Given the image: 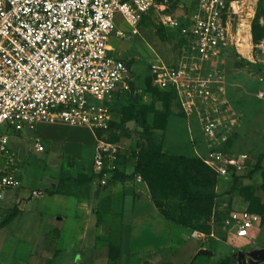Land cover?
Returning a JSON list of instances; mask_svg holds the SVG:
<instances>
[{
    "label": "rangeland",
    "instance_id": "374dc122",
    "mask_svg": "<svg viewBox=\"0 0 264 264\" xmlns=\"http://www.w3.org/2000/svg\"><path fill=\"white\" fill-rule=\"evenodd\" d=\"M193 5L194 0H176L170 14L184 22ZM223 27V53L206 66L195 55L192 58L185 36L163 26L152 14L136 30L120 25L124 37L111 39V53L127 63L135 89L112 102L106 128H86L92 144L74 127L62 124H43L11 135L13 155L2 160L1 167L17 172L28 189L38 190L41 197L31 202L41 206L45 201L48 213L31 207L34 219L22 217L0 231V264H25L28 250L38 264H222L228 260L239 264L240 252L264 249V160L262 170L249 177L264 154V100L248 96L240 86L242 79L250 81L254 77L250 74L258 72L255 63L243 58L259 56L258 48L264 50V0H228ZM160 67L182 72L180 90L168 79L157 81ZM209 69L222 82L204 89L202 77ZM260 84L257 89L264 98V82ZM140 113L148 133L136 122ZM208 118L216 121L213 138L205 133ZM60 137L72 143H63ZM39 140L48 148L44 153L35 150ZM101 143L116 148L105 156L107 168L129 175L149 160L154 149L174 155L179 148L191 161L190 174L199 184L216 181L215 200L202 207L184 202L175 177L159 168L118 189H110V175L82 185L68 180L81 168L98 175L93 159ZM68 152L79 158L67 156ZM213 152L247 155L245 174L234 184L230 176L216 180L203 162ZM137 184L147 190V203ZM187 185L196 191L188 177ZM28 202L13 205L6 218L18 215ZM66 203L69 207L63 210L48 207ZM234 206L249 208L262 218L249 239L236 238L227 224ZM165 214L181 219L183 225ZM201 250L211 254L201 255ZM246 264L264 262L247 258Z\"/></svg>",
    "mask_w": 264,
    "mask_h": 264
},
{
    "label": "built area",
    "instance_id": "2783aa9c",
    "mask_svg": "<svg viewBox=\"0 0 264 264\" xmlns=\"http://www.w3.org/2000/svg\"><path fill=\"white\" fill-rule=\"evenodd\" d=\"M175 2L0 0V200L5 191L22 187L17 172L1 167L2 160L6 162L13 155L11 135L43 124L90 130L107 127L112 102L129 91L133 81L127 63L111 53V39L124 37L120 25L136 30L152 14L163 26L187 38L192 58L195 55L208 66L222 55L228 0H194L184 22L170 14ZM159 69L157 81L168 79L180 90L182 72ZM212 72L209 69L203 74L204 89L222 82L221 76L214 78ZM205 126L206 135L213 138L215 119L208 118ZM35 150L45 151L38 141ZM115 151L110 144L98 145L93 159L95 173L115 170L107 168L105 159ZM203 162L220 180L242 177L248 156L213 152ZM40 195L37 190L31 192L33 198ZM261 221L259 214L246 208L232 210L227 224L237 238L249 239Z\"/></svg>",
    "mask_w": 264,
    "mask_h": 264
},
{
    "label": "trees",
    "instance_id": "16d2710c",
    "mask_svg": "<svg viewBox=\"0 0 264 264\" xmlns=\"http://www.w3.org/2000/svg\"><path fill=\"white\" fill-rule=\"evenodd\" d=\"M134 89L135 86L133 82H131L130 90H134ZM136 122L143 129L145 133L149 132L147 121L145 120L144 115L142 113H140L139 116L136 118ZM263 160H264V154L258 157L255 167L249 173V177H252L254 174L262 170L261 162ZM190 164L191 161L183 154L168 155L166 153H162V151L159 149H154L150 153L149 160L145 164L137 165L135 167L133 174L128 175L123 172H120L117 169L113 170L112 172H109L110 173L108 174L110 175L109 183H115V182L124 183L127 181H132L134 180L135 176L142 175L148 170L159 168L166 172H169L171 175L175 177L177 184L182 191V197L184 202L191 203L196 207H202L207 202H213L215 200L216 196L214 193V188L216 185L215 183L216 181L208 182L206 180L204 183L202 182L199 184L190 174L189 171L191 169ZM210 171L214 174L216 180H219L217 179L216 174L211 169ZM105 175H107L106 172H102L101 174L98 175L93 174L90 176L80 174L79 177L74 180V182H77L79 184L91 183L94 181L96 177L101 178L102 176ZM187 177L190 179V182L193 185L197 186V188H195L196 189L195 192H192L188 188ZM232 178H233L232 183L234 184V181L238 180L239 176L233 175ZM156 207H158L157 204ZM247 210L251 213L258 214L257 212H253L249 210V208H247ZM165 218L172 221L175 224L183 225L184 223L183 221H181V219L179 220V219L168 218L167 215L165 216ZM222 264H234V261L228 260L227 263L226 261H223Z\"/></svg>",
    "mask_w": 264,
    "mask_h": 264
},
{
    "label": "crops",
    "instance_id": "0c3cea01",
    "mask_svg": "<svg viewBox=\"0 0 264 264\" xmlns=\"http://www.w3.org/2000/svg\"><path fill=\"white\" fill-rule=\"evenodd\" d=\"M261 47V46H260ZM263 49V48H262ZM261 48H258L256 52H258L259 56H263L264 57V50H262ZM261 53V54H260ZM248 54V53H247ZM257 54H251L249 56V58L246 56V58H243L244 61H248V62H251V63H255V65H257V69H258V72L257 73H253V74H250L251 77L254 75L253 78L249 79L248 80H243L241 81L242 84H240V86L242 87V91H244L245 94H247L248 96H254V99L257 97L258 100L262 99L264 100V98H261L259 95L262 94L260 93V91H258L257 88L260 87V83H263L264 82V61H261V58L259 57ZM248 58V59H247ZM261 63V64H260ZM260 70V71H259ZM133 76V75H132ZM131 76V78L133 79V77ZM257 82V83H256ZM254 89H257V90H254ZM62 125H65V124H62ZM65 126H69V127H74L75 128V131H79L81 134L85 135V137L88 139V142L90 144H92V139L91 138H88V135L90 137V133L87 131L86 127H80V126H70V125H65ZM84 133H88V134H84ZM61 139V142L63 143H69L71 144L72 142H70V140L68 139H65L64 137H60ZM40 142V140L38 141ZM44 144V143H43ZM44 149L46 152L48 150L47 146L44 144ZM175 149V148H173ZM173 151V150H172ZM175 151V150H174ZM173 151V152H174ZM180 151H183V150H180L179 148L177 149V152H175L176 154H183L182 152ZM44 152H41V153H44ZM179 152V153H178ZM63 154V153H62ZM67 156H71L73 155L76 160L79 158L77 156H75L72 152H68V153H65ZM64 154V155H65ZM94 171V170H93ZM81 173H85L87 174L88 176L90 175H93V172L92 171H87V170H84V169H80L76 174H73L72 176H68V180L70 179L71 177V180H75L79 177H77V174H81ZM101 174V173H100ZM108 174H110L109 172H107V176ZM126 174V173H125ZM48 174H46V179H47V176ZM63 175H68L66 173H63ZM96 175V174H95ZM129 175V174H128ZM106 176V175H105ZM75 178V179H72V178ZM103 177V176H102ZM101 177V178H102ZM63 179H66V178H63ZM63 179L61 181H63ZM67 180V179H66ZM95 181V179H94ZM93 181V182H94ZM127 182H130V181H127ZM67 181H64L63 184H66ZM126 183V182H124ZM86 184V183H85ZM121 182H115V183H111L109 186H110V189H118L119 187H121ZM44 186H46V183H43ZM82 185V184H80ZM136 187L138 188H141V192H142V198L145 199L146 203L147 201L149 200L148 199V192L146 189H144L140 184H137ZM34 191L33 189H28L23 183H22V187L20 189H15V190H7L3 193V196H2V199L0 200V231H4L5 229H7L8 227L11 226V224H13V222H20V219L22 217H25V218H35L36 217V214L33 215V214H29V210L31 209V207H34L36 212L39 211V212H42V213H45L47 214L48 211H47V205L45 204H41V206H39L38 204H32V199L35 200V199H38L41 197V195L37 198H33L31 197V192ZM38 191V190H37ZM141 197V196H140ZM47 198V197H46ZM129 198V196H128ZM141 198V199H142ZM124 199V198H123ZM30 201L28 203H23V211H21L18 215L16 216H13V217H9L8 219L6 218L7 214H8V211H10L12 209V206L15 205V204H19V201ZM50 199H48L47 203L49 202ZM131 201V200H129ZM142 201V200H141ZM149 205H151V203H149ZM48 207H50V209H55V210H63V209H67L69 207V205L66 203V204H55V206L53 204H51V206L49 205ZM52 207V208H51ZM243 209H246V207H243V206H234L232 208V210H243ZM28 210V211H27ZM32 210V209H31ZM84 213H85V210H84ZM44 214V215H45ZM256 229V228H255ZM252 233H250V236H251ZM237 238V237H236ZM238 239H241V238H238ZM31 246H33V241L32 243L30 242ZM261 245H259L258 248H260ZM29 252H27V258H26V261H25V264H38L37 260L34 258V257H31L32 256V251L31 250H28Z\"/></svg>",
    "mask_w": 264,
    "mask_h": 264
},
{
    "label": "water",
    "instance_id": "95a60500",
    "mask_svg": "<svg viewBox=\"0 0 264 264\" xmlns=\"http://www.w3.org/2000/svg\"><path fill=\"white\" fill-rule=\"evenodd\" d=\"M24 154H25V147H24V145H21V148H20V156H19L20 159L23 158V155ZM199 254H201V255H210L211 252H208L206 250H201L199 252ZM238 255H239V264H241L242 262L244 264H246V259L247 258L251 259L255 263H262V262H264V249H259V250L258 249H255V250H252L249 253H242V252H240Z\"/></svg>",
    "mask_w": 264,
    "mask_h": 264
}]
</instances>
